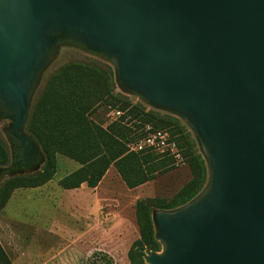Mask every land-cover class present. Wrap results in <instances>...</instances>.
Segmentation results:
<instances>
[{"label":"water","instance_id":"95a60500","mask_svg":"<svg viewBox=\"0 0 264 264\" xmlns=\"http://www.w3.org/2000/svg\"><path fill=\"white\" fill-rule=\"evenodd\" d=\"M64 51L177 119L204 163L193 197L150 211L143 264H264V0H0V184L44 164L26 123Z\"/></svg>","mask_w":264,"mask_h":264},{"label":"trees","instance_id":"16d2710c","mask_svg":"<svg viewBox=\"0 0 264 264\" xmlns=\"http://www.w3.org/2000/svg\"><path fill=\"white\" fill-rule=\"evenodd\" d=\"M71 61L47 75L36 94L28 115L26 131L35 139L44 164L38 172L15 176L0 184V210L16 189H33L50 181L61 155L79 166L57 181L61 189L84 184L95 188L112 167L127 189H134L170 170L171 159L152 152L134 153L128 144L143 134L142 128L166 130L181 152L189 179L169 198H145L134 203L138 237L127 251V264H143L145 250L158 251L153 239L150 211L171 209L193 197L205 180L204 163L184 126L169 115L146 109L138 102L115 91L111 68L95 59ZM102 106L122 112L115 121L101 125L91 116ZM166 157V156H165ZM8 163L7 147L0 136V166ZM110 259L106 262L110 263ZM0 264L9 259L0 246Z\"/></svg>","mask_w":264,"mask_h":264},{"label":"rangeland","instance_id":"374dc122","mask_svg":"<svg viewBox=\"0 0 264 264\" xmlns=\"http://www.w3.org/2000/svg\"><path fill=\"white\" fill-rule=\"evenodd\" d=\"M71 61L86 60L77 52L64 51L43 83L48 74ZM108 110L105 106L98 108L91 116L92 120L105 125ZM157 155L159 159L168 158ZM169 164L170 170L134 189H127L110 167L95 188L84 193H70L58 187L57 181L79 164L57 155L55 173L39 190V198H34L35 190L24 189L20 203L0 210V246L9 264H127L126 251L138 237L135 201L169 198L189 179L188 168L183 162L174 164L171 161ZM56 190L61 206L48 200V197L56 198ZM88 194L90 208L86 207L85 217L76 218L68 208L74 197L84 203L90 201ZM58 224L60 228H57ZM52 225L55 229L49 230ZM68 233L76 235L73 236L75 239L69 238Z\"/></svg>","mask_w":264,"mask_h":264},{"label":"built area","instance_id":"2783aa9c","mask_svg":"<svg viewBox=\"0 0 264 264\" xmlns=\"http://www.w3.org/2000/svg\"><path fill=\"white\" fill-rule=\"evenodd\" d=\"M122 112L115 108H109L107 122L115 121ZM143 134L128 144V150L134 153L152 152L171 159L172 163L183 162L181 152L174 140L166 130L152 129L149 125L142 128Z\"/></svg>","mask_w":264,"mask_h":264},{"label":"crops","instance_id":"0c3cea01","mask_svg":"<svg viewBox=\"0 0 264 264\" xmlns=\"http://www.w3.org/2000/svg\"><path fill=\"white\" fill-rule=\"evenodd\" d=\"M41 188H42V186L30 189V190H35L36 191L35 192L36 195L32 194V195H35L34 198H39V190ZM89 189H92V188H88L84 184H82L78 188L68 189L67 191H69L70 193H77V192H83L84 193V191L87 192L86 190H89ZM21 190H24V189H16V190H14L11 193V195L9 196V198H8V200H7V202H6L4 207L20 203L23 200V193L21 192ZM57 190H56V198L48 197V200H50L49 202H51V204L55 203L57 206H61L62 205L61 198L59 196V191H57ZM63 190H65V189H63ZM88 196H89V194H88ZM89 198H90V201L84 203V202H81L80 200H78L77 198L74 197V199H73L74 202H72V206H70V208H68V209H70L69 211H72L71 213L73 214V216H75L76 218H79L81 215H83L85 217V215H86L85 214V209H86V207H87V209L90 208L89 206L91 204V197L89 196ZM152 198H154V197H152ZM158 198H163V197H158ZM57 228H60L59 224H58ZM52 229L53 230L55 229V228H53V225L51 226V228L49 230H52ZM67 236L69 238L72 237V239H75V238H73V236H76V235H72V234L68 233Z\"/></svg>","mask_w":264,"mask_h":264}]
</instances>
